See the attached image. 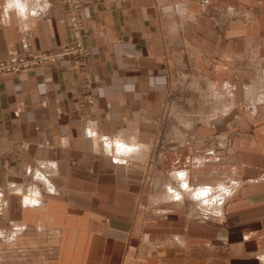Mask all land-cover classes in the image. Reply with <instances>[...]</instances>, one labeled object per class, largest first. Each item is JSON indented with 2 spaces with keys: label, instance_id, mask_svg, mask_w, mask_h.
Listing matches in <instances>:
<instances>
[{
  "label": "crops",
  "instance_id": "0c3cea01",
  "mask_svg": "<svg viewBox=\"0 0 264 264\" xmlns=\"http://www.w3.org/2000/svg\"><path fill=\"white\" fill-rule=\"evenodd\" d=\"M81 2L84 59L0 77V264H259L264 81L229 58L263 50L264 1ZM70 41L63 0H0V60ZM215 92L233 107L167 123L193 120L194 100ZM103 137L137 150L110 153ZM32 168L51 182L34 186L40 206L11 188L28 191ZM182 170L196 189L240 184L222 215L203 214L220 224L200 219L172 176Z\"/></svg>",
  "mask_w": 264,
  "mask_h": 264
},
{
  "label": "rangeland",
  "instance_id": "374dc122",
  "mask_svg": "<svg viewBox=\"0 0 264 264\" xmlns=\"http://www.w3.org/2000/svg\"><path fill=\"white\" fill-rule=\"evenodd\" d=\"M79 1L81 2V0H79ZM251 1H252V4H253V8H255L257 10V9H259L262 6L261 4H262V2L264 0H251ZM81 4H82V2H81ZM257 15H259L258 12H257ZM257 15H255V17H258ZM262 37H264V36H262ZM71 40H72V35H71ZM186 56L189 57V54L188 55H185L184 54L183 57L185 58ZM85 57H82V58H79V59L82 60ZM70 59H72V60L75 59L76 60V58H70ZM229 59H231V62L232 63H241L239 65V67L245 68L246 71H248V72L252 73L253 75H255L256 78H259L260 77L261 80L264 81V48L261 51V53L259 55H257V59H254L252 62H248V60L247 61H242V60H240V58L239 59L238 58H234V56L230 57ZM238 60H239V62H238ZM184 63H186V62H184ZM182 70H183L184 74L190 73V66L186 63V64H184V67H183ZM184 85H187L185 83V78H184ZM226 86L229 87V84L227 83ZM229 91H230V89H229ZM259 91L262 92V89H260ZM230 93H232V90L230 91ZM215 94H216L215 95V99H213L215 101L209 100L208 98L194 100L195 105L193 107H194V109L196 111H199L200 113L199 114H195V117H194L193 120H191L192 119L191 116H177V115H170L169 116L168 115L167 116V123H171V122L175 123L177 121H179V122L182 121V123L184 124V126H186V127H189L190 126L191 127V123H194V122L197 123V121L200 122V120L202 118L208 117L209 115L206 114V110H208V109L213 110L214 108H216V103H220L218 107H223L222 110L225 109V108L226 109H229L230 107L231 108L233 107V105L231 104L232 103V99H230L229 102H227L225 99H222V95H220V94H218L216 92H215ZM228 94H229V92H228ZM188 102H189V99H188ZM190 102H189V104H190ZM184 104H186V107H187V104L188 103H185L184 102ZM170 125L171 124H168V126H170ZM186 129L191 130L189 128H186ZM176 134H178V132H175L174 130H172V131L171 130H166V131L163 130V132L161 134V140L162 141L168 140L170 138L175 137ZM103 138H104V141H109V142L110 141H113V140H108L105 137H103ZM38 166H40V164ZM41 166L44 167L43 169H46L47 167L50 168L52 165H49V163H48L47 166H46L45 164L41 163ZM36 168H38V167H36ZM35 169H33V168L31 169V170H34L32 173H31V170L28 169V171L31 173L30 175H31V177L33 179V184L30 186V188H29L28 191L25 192L23 188H20L19 189V186H16L15 184H13V185L11 184V188L21 197V199H23V197H25V196H30V195H31V198H36L35 197V193H33V191H35V189L37 188V187H34V186L35 185L38 186V183L39 182H37V180H39V178H38V172L36 173ZM35 173H36V178L37 179L35 178ZM178 173H183V177L186 176V179L188 180V185H187L186 188H185L184 184L181 183L183 179H181V178L179 179L178 178V176H177ZM262 173L264 174V171H262ZM172 176H173L174 179H176V180H178L180 182L182 192L184 194H187L190 197V199L193 200L194 202H196V204L199 206V208H200L199 209V214H200V216H202V217H200V219L202 218L201 220L206 221L207 223H210L211 225H218V224H220L222 218H220V217H213V215L208 216V215H203V214H206L207 212H211V214L222 215L223 214V209H222L223 208V205L227 201L231 200V197L236 194V190L240 186V184H238V183H236V184H234L232 186L224 185V184H218L215 187L214 186L213 187H200V188H197L196 189V188H192L189 185L188 172L186 170H182V171H179V172H175V173H173ZM39 184H42L43 187H47V184L44 183L43 181H40ZM172 188H170L171 189L170 190V193L172 195V198H174V199L176 198L177 200H181L182 199V194L177 191V193H179V196L174 195L175 190H174V188L173 189ZM204 188L207 189V190H210V195H213V197H214L213 198V202L215 201L213 205L210 204L208 206V205L202 204V203H200L199 200L196 199L195 191H198V190L204 189ZM37 189L40 191L39 188H37ZM49 190H51V186L49 187ZM40 193H41V191H40ZM192 193H194V194H192ZM219 196L222 199H220ZM41 198H42V195H41ZM41 198H40V203L42 202L41 204H43V201H42ZM214 199H216V200H214ZM217 199H219L218 202H216ZM201 208L204 211H202ZM13 233H14V239L12 237ZM10 238H11V240L10 239H7L8 240L7 248L14 250L15 249V242H14V240H15V238H17V233L15 232L14 229L11 232ZM254 258L259 261V264H264V247L263 248H260V250H258L254 254Z\"/></svg>",
  "mask_w": 264,
  "mask_h": 264
},
{
  "label": "built area",
  "instance_id": "2783aa9c",
  "mask_svg": "<svg viewBox=\"0 0 264 264\" xmlns=\"http://www.w3.org/2000/svg\"><path fill=\"white\" fill-rule=\"evenodd\" d=\"M66 7V18L70 24L72 40L60 51H43L21 56H12L0 60V77L12 76L37 68H44L49 64L58 63L70 58H82L89 50L84 47L82 34L85 22L82 17V4L79 0H63Z\"/></svg>",
  "mask_w": 264,
  "mask_h": 264
},
{
  "label": "bare ground",
  "instance_id": "6f19581e",
  "mask_svg": "<svg viewBox=\"0 0 264 264\" xmlns=\"http://www.w3.org/2000/svg\"><path fill=\"white\" fill-rule=\"evenodd\" d=\"M105 142H106V146H107L106 148L108 149V151L110 153L112 151H116V153L119 156L127 157L128 155H131L132 153L136 152V150H137L136 144L129 143V142H124L120 138H116L114 141H110V142L109 141H105ZM177 176H178L179 179L180 178L183 179L181 183L184 184V186L186 188L187 185H188V180L186 179V176L183 177V173H178ZM38 178H39L38 181H43L44 183L47 184V187L51 186V183L47 180V178H44L42 176V174L39 173V172H38ZM33 193H35V197L36 198H31L30 194H29L30 196L23 197L24 200H25V206H38V205L40 206V204L42 203V202L40 203V198H41L40 191L36 188L35 191H33ZM192 194H194V193H192ZM195 196H196V199L200 201V203L208 205V206L210 204L213 205L214 202H215V201L213 202V198H214L213 195H210V190H207L205 188L204 189H200L198 191H195ZM219 198H220V196H219ZM220 199H222V198H220ZM214 200H216V199H214ZM218 200L219 199H217L216 202H218Z\"/></svg>",
  "mask_w": 264,
  "mask_h": 264
}]
</instances>
